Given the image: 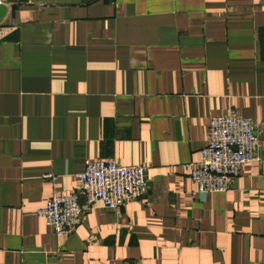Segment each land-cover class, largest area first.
Wrapping results in <instances>:
<instances>
[{
	"label": "crops",
	"instance_id": "obj_1",
	"mask_svg": "<svg viewBox=\"0 0 264 264\" xmlns=\"http://www.w3.org/2000/svg\"><path fill=\"white\" fill-rule=\"evenodd\" d=\"M0 2V264H264V0ZM229 112L257 160L197 193ZM106 160L144 166L145 194L57 238L35 212Z\"/></svg>",
	"mask_w": 264,
	"mask_h": 264
},
{
	"label": "built area",
	"instance_id": "obj_2",
	"mask_svg": "<svg viewBox=\"0 0 264 264\" xmlns=\"http://www.w3.org/2000/svg\"><path fill=\"white\" fill-rule=\"evenodd\" d=\"M256 132L254 121L233 112L209 119L205 145L188 174L197 193H223L230 188L240 167L257 160ZM147 183L144 166H122L108 160L85 161L76 192L52 195L35 215L44 220L57 238L68 237L94 205L115 212L125 202L140 199ZM80 197L83 204L79 203Z\"/></svg>",
	"mask_w": 264,
	"mask_h": 264
},
{
	"label": "water",
	"instance_id": "obj_3",
	"mask_svg": "<svg viewBox=\"0 0 264 264\" xmlns=\"http://www.w3.org/2000/svg\"><path fill=\"white\" fill-rule=\"evenodd\" d=\"M6 8L5 6L0 2V20L3 17V15L5 14Z\"/></svg>",
	"mask_w": 264,
	"mask_h": 264
}]
</instances>
